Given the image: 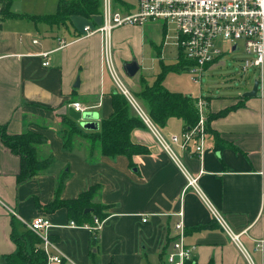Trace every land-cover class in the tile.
Instances as JSON below:
<instances>
[{
    "label": "crops",
    "instance_id": "obj_1",
    "mask_svg": "<svg viewBox=\"0 0 264 264\" xmlns=\"http://www.w3.org/2000/svg\"><path fill=\"white\" fill-rule=\"evenodd\" d=\"M125 1L126 10L136 6V0ZM8 7L17 14H3L0 20V124L9 133L30 130L43 134L45 140L36 152L38 157L50 156L51 160L42 172L18 183L20 155L0 137V264L2 256L16 248L10 236L12 220L18 221L19 227H27L38 214L50 219L49 236L55 246L52 250L63 256L61 263L52 264H165V252L176 235L173 224L180 210L184 240L193 246L192 263L248 264L237 243L214 216L212 206L229 229L239 233L252 262L264 264V63L262 72L256 67L236 72L243 91L218 93L214 91L216 85H198L199 93H190L206 98L207 114L221 112L205 124L201 153L195 150L196 134L183 147L173 144L183 167L197 177L204 194L201 196L186 185L182 167L160 146L147 125L134 128L130 137L148 151L131 158L125 154L103 155L98 149L90 153L88 142L79 135L74 136L70 148L64 146L58 128L61 117L71 116L74 110L69 105L71 101L88 106L86 110L96 113L94 120L98 124L112 112L111 93L116 85L103 54V35L83 34L85 24H101V12L90 16L72 14L65 23L50 24L28 14L55 9L24 10L11 0ZM128 30L137 31V38ZM167 33V24L160 19L112 29V58L120 71L122 61L129 62L133 57L132 51L126 52L121 46L132 37L137 39L138 70L132 76L122 72L129 89L137 91L141 87L140 77L151 82L162 61L179 60L181 51L175 43L177 51L172 59L160 53ZM60 37L66 40L62 47ZM145 50L151 62L158 64L150 74L140 70ZM44 51H48L45 56L40 54ZM46 59L49 63L43 64ZM221 59L222 56L209 64L206 71ZM183 71L191 77L186 66L168 74ZM164 77L163 84L168 89L189 93L174 82L175 76ZM259 77L256 95H244ZM238 102L241 104L231 107ZM80 120L76 119V123L83 132L93 130L83 128ZM159 129L167 137L180 135L185 123L172 116ZM217 137L227 144L219 147ZM96 183L99 188L94 201L104 205L108 214L98 231V247L91 253L88 227L69 225L73 219L65 206L49 209L43 205L56 196L63 200L74 198Z\"/></svg>",
    "mask_w": 264,
    "mask_h": 264
},
{
    "label": "built area",
    "instance_id": "obj_2",
    "mask_svg": "<svg viewBox=\"0 0 264 264\" xmlns=\"http://www.w3.org/2000/svg\"><path fill=\"white\" fill-rule=\"evenodd\" d=\"M2 8L0 3V20L3 15ZM101 16V24H85L83 34L102 33L103 54L116 88L128 98L137 114L150 127L160 146L182 167L186 177V185L192 186L201 196H204L198 185L197 177L192 176L183 167L175 154L173 144L180 143L183 147L196 134L195 150L197 153H201L206 121L204 112L207 104L206 98L202 94L196 97L198 121L195 125L185 129L180 135L165 136L136 101L119 74L112 58L110 33L117 26L129 23L143 24L147 19H160L167 26L171 23L174 43L189 61L186 66L187 70L193 81L202 85V76L207 66L223 55L224 43L229 44L230 50L234 51L239 48V42H241L245 55L238 69L240 73L246 72L251 67H256L262 72L264 63V0H136V6L130 10L114 8L112 0H102ZM58 41L60 47L66 43L62 37ZM47 53L48 51L40 52L44 56ZM48 63L47 59L43 61V64ZM258 80L260 82V77ZM69 105L78 112L88 108L79 101H71ZM211 210L231 239L237 243L247 263L254 264L239 240V233H234L229 229L221 214L213 206ZM176 214L178 220L173 224L176 235L165 252L164 263L190 264L193 261V246L184 240L185 230L181 219L182 211H177ZM102 222L103 219L94 216L92 228L99 230ZM75 224L77 223L73 220L69 222V225ZM50 226H52L50 219L42 214L36 215L27 223V228L40 237V248L46 254L45 264L61 263L63 256L52 250L55 246L49 236Z\"/></svg>",
    "mask_w": 264,
    "mask_h": 264
},
{
    "label": "trees",
    "instance_id": "obj_3",
    "mask_svg": "<svg viewBox=\"0 0 264 264\" xmlns=\"http://www.w3.org/2000/svg\"><path fill=\"white\" fill-rule=\"evenodd\" d=\"M2 14H17L9 11V0H0ZM114 8L127 9L125 0H112ZM102 11V0H58L56 9L50 13L28 14L35 20H43L50 24L65 23L70 15L81 14L90 16ZM189 61L180 53V58L174 63L160 64V70L151 82L140 77L141 87L133 93L136 101L143 107L150 119L159 127H163L169 117L175 116L183 119L185 129H188L198 121L196 108V96L190 93L170 90L163 84L165 74L171 70H179L187 66ZM112 112L106 118H102L97 129L83 132L76 123V119L69 115L61 117L58 128L63 144L66 148L72 146L74 136H81L89 144V152L98 149L100 154L114 156L125 154L131 158L134 154L148 151V148L131 139L130 133L134 128L146 127L144 120L137 114L128 98L117 88L111 93ZM241 104L240 102L231 107ZM223 112V111H222ZM210 113L206 116L205 124L212 116L220 114ZM0 137L12 150L20 155V169L17 173V181L22 182L42 172L50 163L51 157L40 158L37 155V146L44 142L45 137L41 133L30 130L9 133L5 125L0 124ZM218 138V146L227 144ZM99 184H92L86 190L71 199H60L56 196L44 208L53 209L57 206H65L70 219L78 224L86 225L89 229V249L91 253L98 247V231L92 228L93 218L97 216L103 219L108 213L105 206L94 201ZM42 206V205H39ZM86 208L90 210L85 211ZM10 236L16 248L13 252L2 256L1 264H45L46 254L40 248V237L27 227H19L18 221L12 220ZM195 264V263H190ZM207 264H216L209 261Z\"/></svg>",
    "mask_w": 264,
    "mask_h": 264
},
{
    "label": "rangeland",
    "instance_id": "obj_4",
    "mask_svg": "<svg viewBox=\"0 0 264 264\" xmlns=\"http://www.w3.org/2000/svg\"><path fill=\"white\" fill-rule=\"evenodd\" d=\"M55 1L56 0H11V2H13V5L17 4L21 8H23L24 10L25 9H29V10L33 9V10H39V11L42 10L45 12H50L51 10L55 9V5H54ZM129 24H131V23H129ZM171 26H172L171 23H169L167 26L168 33L166 34L167 36L165 37L166 43H164V45L162 47V51L160 52L164 58H168V59H172L174 54L177 51V47L173 42L174 32H173ZM128 31H129V34H132V36L137 38V36H136L137 31H134V30H128ZM125 43H126V41H125ZM239 44H240L239 48L237 50H234V51L230 50L229 44H227V43L223 44L224 53L222 55L221 62L219 64L216 63L210 70L205 71L203 76H202L203 88L205 85H209L210 87H214L216 85L217 87L216 86L214 87V91L219 90L218 93L223 92V90H229L228 92H235L233 90L243 91L244 85L242 84V81H240V79L238 78V75H236V72L238 71V67H240V63L242 61V58L245 55V52L243 51L242 46H241V42H239ZM126 45L121 46V48H124L126 50V52H128V51L133 52V57L131 58L130 61L134 60V61L140 62L138 54L135 52V49H137V39L134 40L132 37V41L128 42ZM149 56H150L149 53L145 50L143 53V57L141 59L140 70L149 72V74H150V72L152 73L154 70L158 69V64L157 63L153 64L151 62ZM127 62H128L127 60L122 61V63H121L122 66H121V71H120L118 66L116 65V63L114 61L116 68H117L119 74L121 75L122 79L124 80V82H126V81H125V78H124L122 72L123 73L125 72L124 71V65ZM229 75H231L232 79H229V77H228ZM165 76L167 79L175 76L174 82L178 86L179 85L183 86L185 88V90H187L189 93H192L195 95H197L199 93L198 84L196 82H193L192 78L190 77V75L187 72L183 71V72H180L179 74H176V75L175 74H168V72H167ZM126 86L128 87V89L130 88V86L128 85L127 82H126ZM129 90L132 91L133 93H135V91H133L132 89H129ZM204 112H205V115L207 116L208 112H207L206 108H205Z\"/></svg>",
    "mask_w": 264,
    "mask_h": 264
},
{
    "label": "water",
    "instance_id": "obj_5",
    "mask_svg": "<svg viewBox=\"0 0 264 264\" xmlns=\"http://www.w3.org/2000/svg\"><path fill=\"white\" fill-rule=\"evenodd\" d=\"M138 67L139 65L137 61L133 60V61H129L125 63L124 70L128 76H132L136 73V71L138 70ZM258 84H259V80L257 78L254 79L252 87L249 90L245 91L243 94L246 96L256 95L257 90H258ZM76 85H78V78L76 80ZM70 114L75 119H81L79 123L83 128H86V129H97L98 128V125H99L98 121L94 120V118L97 117L96 113L89 111V110L78 112V111H74L71 109ZM87 210H90V208L85 209V211Z\"/></svg>",
    "mask_w": 264,
    "mask_h": 264
}]
</instances>
